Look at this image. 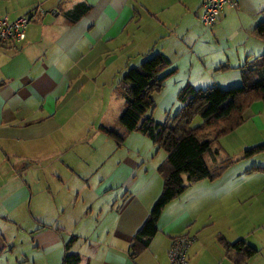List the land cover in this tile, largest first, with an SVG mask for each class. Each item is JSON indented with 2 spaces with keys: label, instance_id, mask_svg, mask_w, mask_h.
Instances as JSON below:
<instances>
[{
  "label": "crops",
  "instance_id": "crops-1",
  "mask_svg": "<svg viewBox=\"0 0 264 264\" xmlns=\"http://www.w3.org/2000/svg\"><path fill=\"white\" fill-rule=\"evenodd\" d=\"M31 11L37 19L25 38L0 43V264H64L70 240L79 264H169L172 239L187 233L195 236L188 264H239L241 250L230 245L237 240L256 249L242 264H264V150L244 154L264 145V101L250 103L205 157L210 169L231 163L166 203L136 255L130 246L161 192L166 153L121 150L125 141L102 130L126 141L135 135L119 123V85L128 68L156 54L169 59L165 70L174 67L162 72L173 70L164 85L182 60L205 75L224 68L223 84L202 87L198 78L177 92L240 84L264 54L253 33L264 0L222 7L208 29L213 39L236 34V51L212 54L209 64L196 51L201 0H0L9 19Z\"/></svg>",
  "mask_w": 264,
  "mask_h": 264
},
{
  "label": "trees",
  "instance_id": "trees-1",
  "mask_svg": "<svg viewBox=\"0 0 264 264\" xmlns=\"http://www.w3.org/2000/svg\"><path fill=\"white\" fill-rule=\"evenodd\" d=\"M86 8L83 6L82 10ZM261 13L262 18L253 28V33L264 39V11ZM259 57L246 67L242 73L243 80L238 85H212L205 89L185 85L177 94L182 103L181 108L171 122L163 123L147 115L146 110L153 105L154 93L161 90L164 80L173 71L162 73L169 65V59L163 54H156L144 59L138 67L128 68L124 73L119 93L124 97L125 105L119 123L125 132L137 131L146 135L166 153L165 159L158 166L163 178L161 192L134 236L130 246L131 255L144 249L157 232V219L166 203L180 194L187 184L202 178H216L231 163L227 158L221 161L218 168L210 169L205 157L213 155L217 150L214 143L219 137L242 123L243 113L250 103L257 99L264 101V54ZM196 114L201 116L203 122L193 128L189 123ZM102 130L117 142L124 140V133L104 127ZM260 150H264V145L247 148L244 154L250 155ZM70 241L66 244L63 263L79 264V255L69 251ZM230 245L241 250L239 264L256 252L254 247L243 240Z\"/></svg>",
  "mask_w": 264,
  "mask_h": 264
},
{
  "label": "rangeland",
  "instance_id": "rangeland-1",
  "mask_svg": "<svg viewBox=\"0 0 264 264\" xmlns=\"http://www.w3.org/2000/svg\"><path fill=\"white\" fill-rule=\"evenodd\" d=\"M200 24H201L200 32H201L202 43L196 44L197 47L196 51H198V53L204 56L203 59L206 60V63L208 64L210 63L209 57L212 54H215L214 59L217 60V56L219 54L222 55L223 52L229 53L231 55L236 51L234 45L232 44V42L237 39L236 34L230 35L228 31L229 29H226L224 32H220L219 34H217L216 38L213 39L208 29V27L211 25L206 26L202 22ZM220 64H218L217 66L220 67L219 66ZM172 68L174 67L169 66L167 70ZM201 69L198 68V66L196 65L192 66L189 69L188 65L185 64V60L180 61L179 70L174 71L172 77H170L165 82V85L161 88V90L154 93L152 97L153 105L146 110V114L151 115L159 123L171 122L172 119L174 118V115L179 111V109L182 106L181 101L177 99V94H178L177 87L181 86L183 83H185L188 80L193 81L197 85H199V82L197 80L198 78H202L201 79L202 82H200L202 83L201 84L202 87L211 85L215 83V81L221 84H223L226 81L223 76L225 73H223V71H220L224 69L223 67L222 69L218 68V71H213V70L208 71L207 72L208 75H205L204 72L203 74H201L200 73ZM202 122L203 120L201 116L199 114H196L195 116H193L189 124L191 127L194 128L200 126ZM134 134L135 135H133L127 141L126 140L121 141L122 144L125 141V145H122L123 147L121 150H159L160 154H164L163 151L164 149L159 147L157 144L153 143L146 135H143L142 133H139L137 131Z\"/></svg>",
  "mask_w": 264,
  "mask_h": 264
},
{
  "label": "built area",
  "instance_id": "built-area-1",
  "mask_svg": "<svg viewBox=\"0 0 264 264\" xmlns=\"http://www.w3.org/2000/svg\"><path fill=\"white\" fill-rule=\"evenodd\" d=\"M226 4L236 6L237 0H201V19L209 26L216 22L222 7ZM37 19L34 11L9 19L0 15V43L21 42L25 38V30L29 23ZM195 236L181 234L175 236L169 246L167 256L169 264H188L186 251Z\"/></svg>",
  "mask_w": 264,
  "mask_h": 264
}]
</instances>
